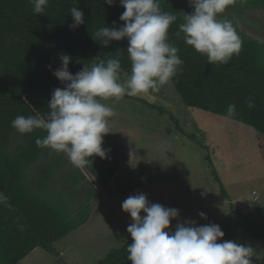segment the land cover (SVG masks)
Instances as JSON below:
<instances>
[{
    "label": "trees",
    "instance_id": "obj_1",
    "mask_svg": "<svg viewBox=\"0 0 264 264\" xmlns=\"http://www.w3.org/2000/svg\"><path fill=\"white\" fill-rule=\"evenodd\" d=\"M233 5L236 13L243 8L264 10V0H235ZM73 6L83 11L85 20L74 30L69 28ZM160 8L177 15L168 39L180 49L183 60L181 71L171 79L182 103L223 117L228 105L235 104L236 115L229 119L264 135V43L246 35L231 14L220 15L232 21L242 48L227 64H210L206 55L184 43L183 34L175 36L182 22L180 12L193 10L168 0H160ZM123 11L119 0L111 6L104 0H48L44 11L34 14L29 0H0V193L10 205L0 204V264H16L36 247L52 252L54 243L88 221L92 202L100 198L96 185L108 188L119 167L115 157L120 147L125 151L128 146L113 133L104 136L102 145L111 150L110 158L93 156L89 158L92 165L77 168L65 153L37 147L35 139L44 137L45 131L20 134L11 121L19 115L46 116L53 90L63 87L53 75L62 54L71 57L68 67L72 74L83 65L90 66L98 56L119 58L120 75L130 71L126 39L111 41L105 48L95 37L99 28H112L114 21L116 27L122 26L119 17ZM249 100L254 107H248ZM14 138L17 142L11 146ZM187 138L196 139L194 135ZM116 142L119 146H111ZM125 158L129 157L123 153L122 160ZM39 161L35 179L29 172ZM212 174L222 196L228 198L216 171ZM57 177L63 181L59 185ZM210 223L219 225L225 236L243 230L253 245L264 243V203L247 212L231 206L222 221L206 224ZM129 243L131 239L95 264H131L126 250Z\"/></svg>",
    "mask_w": 264,
    "mask_h": 264
},
{
    "label": "clouds",
    "instance_id": "obj_2",
    "mask_svg": "<svg viewBox=\"0 0 264 264\" xmlns=\"http://www.w3.org/2000/svg\"><path fill=\"white\" fill-rule=\"evenodd\" d=\"M115 0H104L109 6ZM34 14H40L48 0H29ZM124 9L119 20L123 25L101 27L95 32L103 47L111 41L127 40V53L131 71L121 81L119 58H93V63L83 65L75 74L69 71L71 57L59 56L60 66L53 75L63 84L53 90L46 116L19 115L11 126L20 134L36 129L46 132L35 139L40 148L63 152L74 167L92 165L90 157L110 158V149L102 147L103 138L110 132L109 118L115 110L102 100L156 93L181 71L183 60L180 49L169 42L168 30L177 21V15L164 12L160 0H119ZM235 0H189L193 11L182 14V22L175 36L196 52L207 56L208 63L227 64L238 55L242 40L231 20L220 18ZM74 30L85 23L82 10L70 8ZM95 40V41H96ZM51 70V66H49ZM248 107H254L247 101ZM236 115V105L230 104L226 118ZM203 195V193H202ZM7 196L0 193V204L7 207ZM131 223L126 231L131 237L127 246V259L131 264H252L256 251L249 244L223 240L224 232L217 224L197 226L195 220L178 221L179 211L159 203H151L146 194L128 196L121 204ZM143 213V215H141ZM206 219L205 213H199ZM177 220L174 228L171 221ZM23 230V226H20ZM219 241V242H218Z\"/></svg>",
    "mask_w": 264,
    "mask_h": 264
},
{
    "label": "rangeland",
    "instance_id": "obj_3",
    "mask_svg": "<svg viewBox=\"0 0 264 264\" xmlns=\"http://www.w3.org/2000/svg\"><path fill=\"white\" fill-rule=\"evenodd\" d=\"M168 1L193 10L187 0ZM235 9L231 4L220 15L231 14L246 35L264 43V10L243 8L236 13ZM130 71L120 75L121 81ZM101 102L115 110L109 118L110 133L128 146L125 151L120 147L115 157L119 167L108 188L96 185L100 198L92 202L90 218L84 225L54 243L52 252L36 247L20 264H95L131 239L126 231L130 216L122 211L121 204L136 193L146 194L151 203L177 209L178 221L195 220L197 226L222 221L231 206L247 212L264 203V135L252 127L188 108L171 81L156 93ZM16 142L14 138L11 146ZM123 153L129 157L124 161ZM40 162L32 166L29 176L37 178ZM212 170L228 198L222 196ZM57 178L59 185L63 181ZM201 212L206 219L200 218ZM178 221H171L170 228ZM222 239L251 245L260 257L254 256L252 264H264V243L253 245L243 230Z\"/></svg>",
    "mask_w": 264,
    "mask_h": 264
},
{
    "label": "crops",
    "instance_id": "obj_4",
    "mask_svg": "<svg viewBox=\"0 0 264 264\" xmlns=\"http://www.w3.org/2000/svg\"><path fill=\"white\" fill-rule=\"evenodd\" d=\"M248 211H250V210H248ZM26 257H27V256H26ZM26 257H25V258H26ZM25 258H24V259H25ZM24 261H25V260H21L20 262L23 263ZM20 262H18L17 264H20Z\"/></svg>",
    "mask_w": 264,
    "mask_h": 264
}]
</instances>
